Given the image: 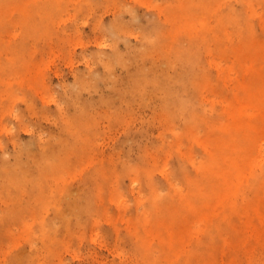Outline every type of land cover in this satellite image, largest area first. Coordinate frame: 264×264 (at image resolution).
Masks as SVG:
<instances>
[{
  "label": "rangeland",
  "instance_id": "374dc122",
  "mask_svg": "<svg viewBox=\"0 0 264 264\" xmlns=\"http://www.w3.org/2000/svg\"><path fill=\"white\" fill-rule=\"evenodd\" d=\"M16 1H8L9 5L4 3L8 7L0 8V221L8 218L4 220L8 228L0 222V264H152L138 252L136 215L154 210L147 205L138 207L140 193L146 199L155 190L166 197L170 182L185 186L193 181L197 172L186 159L205 161L208 152L204 147L215 151L211 141H225L221 126L229 122L221 114L222 104L207 97L212 93L223 99L232 97L234 83H218V72L205 62L213 76L214 89L209 93L203 86L205 96L200 98L184 94L185 99L180 98L185 101L183 108L180 104L176 108L166 99L167 90H155L149 84L143 91L141 72L146 66L152 72L163 60L160 47H150L149 59H143L144 43L156 36L160 25L167 36L177 25L178 18L166 21L172 9L167 7L174 0ZM211 2H215L212 17L208 14L211 25L219 17L246 8L241 0ZM46 8L54 12L50 15ZM254 9L256 14L250 18L253 35L264 42V2L257 0ZM23 10L31 13L29 17ZM25 19L33 27L29 23V27L25 26ZM113 24L126 35L118 42L122 56L110 45L106 25ZM227 26L232 33L233 25ZM239 38L244 39L235 36L229 44L238 45ZM166 56L168 59L170 55ZM210 58L221 60L216 51ZM226 58L224 65L234 64L233 56ZM171 70L166 69L168 74ZM200 105L205 112H200ZM195 113L203 114L199 117ZM67 125L73 136L65 131ZM40 135L46 143L60 135L72 146L56 159L67 163L60 171L50 172L47 187L39 188H47L43 195L51 197L46 210H41L42 203L31 196L30 190L38 191L32 188V182H27L36 173ZM55 153H59L57 148ZM4 163L21 171L12 170L10 174L17 186L5 185L8 180L2 179ZM259 170L258 186L264 180V163ZM254 194L246 195L242 209H248ZM167 201L170 206L176 205ZM59 205L69 217L78 210L70 226L57 216ZM40 214L47 218L42 220ZM224 233L233 246L229 231ZM203 245L202 249L185 245L184 252L190 256L180 259L160 256L155 246L151 250L157 254L159 264H198L193 257L207 255L221 246L215 239ZM247 249L248 258L240 249L239 257L229 252L223 262L264 264V243L249 244Z\"/></svg>",
  "mask_w": 264,
  "mask_h": 264
},
{
  "label": "bare ground",
  "instance_id": "6f19581e",
  "mask_svg": "<svg viewBox=\"0 0 264 264\" xmlns=\"http://www.w3.org/2000/svg\"><path fill=\"white\" fill-rule=\"evenodd\" d=\"M0 1H3L0 8L8 7L7 5L11 2V0H8V4L5 5L7 3L5 0ZM211 1L174 0L167 7V9L171 7L172 9L167 12L166 21L170 22L178 18L177 25L171 28L169 36L166 35L163 24L160 25L159 29L156 30V36L154 35L153 39L146 40L144 43L143 59H149V51L147 50L150 47L154 49L160 47L163 50L161 52L163 60L160 65H156L152 69V72L148 70L147 66L141 72V81L145 85L143 91L149 88V84L155 90H167L166 97L168 98L166 99L174 104L176 108H179V104L181 107L184 105V94L187 95V98L188 96L191 98H200V95L205 96L203 95V86L211 91L209 93H212L214 79L212 74L208 73L210 68L206 69L205 62L218 72V83L222 81L225 84L226 80L234 83L232 97L223 99L217 93H212L211 96L207 97L212 102L222 104L221 114L229 122H224L225 124L222 123L223 126H221V130L226 136L225 141L224 139L220 143H217L216 140L211 141L215 151H209L207 147H204V150L208 152V158L205 161H199L195 157L186 159L197 172V176L193 181L188 182L189 184L185 186L184 184L170 182L171 190L166 197L155 190L154 195L146 199L140 193L138 207L147 205L154 210L151 214H146L147 210H143V213L136 215L134 228L135 233L138 234V252L145 258L151 259L152 264L160 263L158 259H155L157 254L151 250L154 246L158 249L157 251H160V256L180 259L190 256V254L184 252L185 245L190 244L197 249H202L205 248L203 245L205 241L215 239L221 244L218 250L215 249L207 255L193 257L192 260H195L198 264H225L223 259L226 258L227 253L231 252L239 257V254H242V251L239 250L243 249L244 256L248 258L250 253L247 252L249 251L247 247L249 244L264 243V180L258 186L259 169L261 163H264V42L254 37V29L250 20L256 14L257 10L254 9V6L257 0H241L243 1L242 4L246 6L243 11H235L233 15L230 14L225 18L219 17L214 20V25H211L210 16L212 17L211 13L215 2ZM262 1L264 2V0ZM20 2L19 0L18 3ZM89 2L91 3V1ZM2 5L5 6L2 7ZM49 9L53 11V8ZM47 11L51 15L52 11ZM27 12L24 11L23 13L26 17H29L31 13L26 14ZM31 17L32 15H30ZM48 19L49 24L50 16ZM166 21H164L165 24ZM26 23L25 26L29 22ZM227 24L233 25L234 31L232 33L227 31ZM113 26L114 24L112 26L106 25L112 39L110 45L112 51L122 56L123 53L119 52L118 42L126 35L120 33L119 26ZM261 26L264 30V23H261ZM33 29L32 31H34ZM235 36H242L244 39L239 38L238 45H230V39ZM213 51H216L217 55L221 57L220 61L210 58ZM166 53L170 55L168 59ZM227 56H233L234 64L229 66L223 64ZM245 58H249L250 61H245ZM110 67L111 65H109ZM183 67H186L187 71H179ZM167 68L172 69L173 72L168 74ZM182 96L184 99H180ZM190 102L188 104L192 106ZM193 110L195 111V109ZM199 110L205 112L206 108L200 105ZM197 114L195 113V115ZM201 115L197 116L201 117ZM193 118L195 117H192L191 120ZM192 121H195V119ZM189 125L193 126L191 123ZM65 131L72 135L69 125L65 126ZM53 137L46 143V140L40 135V142L38 143L40 157L36 161L34 169L36 173L32 176V179L31 177L30 180L27 179L28 181L24 178L27 182H32V188L38 191L30 190L31 196L42 203L41 210L47 209L49 205L47 200L51 197H47V194L43 195L47 188L44 187V190L41 188V191L39 188L47 185L50 180V172L60 171L67 163L65 160L56 162V159L63 152L72 148L69 143H66L67 139L62 136L54 135ZM41 142L45 144L42 145ZM203 146H206V144ZM56 148L59 153H55ZM23 152L25 153V151ZM26 153H28V150ZM30 159L33 158L28 157V160ZM20 163L22 161L18 164ZM18 164L16 166L20 167ZM1 168L4 173L2 179L4 181L8 180L4 184L17 186V183L15 184L11 179L10 174L13 172L12 170H19L7 163H4ZM20 170H22V167ZM23 174L25 175V171ZM9 179L11 180L9 181ZM201 185H203L202 189L200 188ZM250 192L255 193V198H253L247 210L242 209L241 206L246 201L245 197ZM42 197H44V200ZM165 199L174 201L176 205L170 206L169 201ZM43 206L45 209H43ZM119 206H122L120 202ZM25 207L30 208V206ZM58 207L57 216L62 219L63 223L70 226L72 224L70 222H73L72 217L78 210L71 212L70 215L72 216L69 217V214H66L60 205ZM78 208L81 207L78 206ZM22 214L19 215L18 213L20 217ZM27 215L25 214L26 217ZM32 215L35 216V214ZM40 215L42 216V214ZM22 217L24 216L22 215ZM35 218L33 217V220ZM45 218L47 217L44 216L42 220ZM1 219L2 222H0L6 226L8 223L5 224L7 221L4 220L8 219L7 216ZM18 220L23 221L20 218ZM45 222L41 224L42 227ZM53 226L55 228L54 224ZM257 230L260 231L257 232ZM225 231H229L231 240L234 241L233 246L230 245L229 238L225 237ZM43 234L46 236L47 232L44 231ZM42 241L44 242V239Z\"/></svg>",
  "mask_w": 264,
  "mask_h": 264
}]
</instances>
